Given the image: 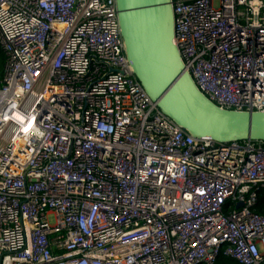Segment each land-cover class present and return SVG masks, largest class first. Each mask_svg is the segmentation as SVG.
Masks as SVG:
<instances>
[{
  "label": "built area",
  "instance_id": "obj_1",
  "mask_svg": "<svg viewBox=\"0 0 264 264\" xmlns=\"http://www.w3.org/2000/svg\"><path fill=\"white\" fill-rule=\"evenodd\" d=\"M171 4L198 91L264 112V0ZM0 49V264H264V141L166 116L115 0H0Z\"/></svg>",
  "mask_w": 264,
  "mask_h": 264
},
{
  "label": "water",
  "instance_id": "obj_2",
  "mask_svg": "<svg viewBox=\"0 0 264 264\" xmlns=\"http://www.w3.org/2000/svg\"><path fill=\"white\" fill-rule=\"evenodd\" d=\"M115 1L120 35L133 74L166 116L195 139L211 137L219 143L264 141V112L220 110L184 72L173 44L171 0Z\"/></svg>",
  "mask_w": 264,
  "mask_h": 264
},
{
  "label": "trees",
  "instance_id": "obj_3",
  "mask_svg": "<svg viewBox=\"0 0 264 264\" xmlns=\"http://www.w3.org/2000/svg\"><path fill=\"white\" fill-rule=\"evenodd\" d=\"M0 64H1V68H0V86H1V81H2V76H3V66H4V57H3V53L1 49H0ZM255 212L257 214L264 216V191H259L258 204L255 208ZM219 264H236V263L228 259H225Z\"/></svg>",
  "mask_w": 264,
  "mask_h": 264
},
{
  "label": "clouds",
  "instance_id": "obj_4",
  "mask_svg": "<svg viewBox=\"0 0 264 264\" xmlns=\"http://www.w3.org/2000/svg\"><path fill=\"white\" fill-rule=\"evenodd\" d=\"M5 64V63H4ZM3 72H4V66H3ZM3 77V76H2ZM1 87V86H0Z\"/></svg>",
  "mask_w": 264,
  "mask_h": 264
},
{
  "label": "rangeland",
  "instance_id": "obj_5",
  "mask_svg": "<svg viewBox=\"0 0 264 264\" xmlns=\"http://www.w3.org/2000/svg\"><path fill=\"white\" fill-rule=\"evenodd\" d=\"M0 68H1V64H0Z\"/></svg>",
  "mask_w": 264,
  "mask_h": 264
}]
</instances>
